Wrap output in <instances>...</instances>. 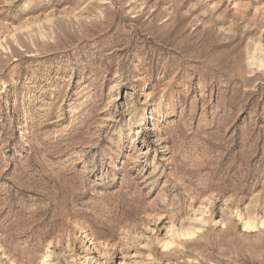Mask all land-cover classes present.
<instances>
[{
  "label": "rangeland",
  "instance_id": "1",
  "mask_svg": "<svg viewBox=\"0 0 264 264\" xmlns=\"http://www.w3.org/2000/svg\"><path fill=\"white\" fill-rule=\"evenodd\" d=\"M263 221L264 0H0V264H264Z\"/></svg>",
  "mask_w": 264,
  "mask_h": 264
},
{
  "label": "bare ground",
  "instance_id": "2",
  "mask_svg": "<svg viewBox=\"0 0 264 264\" xmlns=\"http://www.w3.org/2000/svg\"><path fill=\"white\" fill-rule=\"evenodd\" d=\"M263 223H264V221H263ZM254 225V224H253ZM250 222H248V221H246L245 223H244V226H245V228L247 229V228H249L250 229V227L251 226H253ZM256 227V226H255ZM192 233H194V232H188L187 233V236L189 235V234H192ZM186 234V233H185ZM185 234H181V235H185ZM171 244V242H168L167 244H164V247H168L169 245Z\"/></svg>",
  "mask_w": 264,
  "mask_h": 264
}]
</instances>
